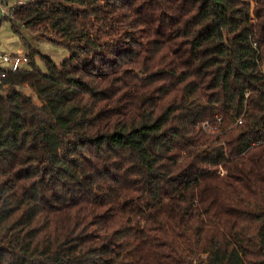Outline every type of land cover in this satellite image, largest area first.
I'll return each instance as SVG.
<instances>
[{
    "label": "trees",
    "instance_id": "16d2710c",
    "mask_svg": "<svg viewBox=\"0 0 264 264\" xmlns=\"http://www.w3.org/2000/svg\"><path fill=\"white\" fill-rule=\"evenodd\" d=\"M8 19L71 56L0 81V264H264V0Z\"/></svg>",
    "mask_w": 264,
    "mask_h": 264
},
{
    "label": "rangeland",
    "instance_id": "374dc122",
    "mask_svg": "<svg viewBox=\"0 0 264 264\" xmlns=\"http://www.w3.org/2000/svg\"><path fill=\"white\" fill-rule=\"evenodd\" d=\"M30 1V0H27ZM17 0H8L6 10L10 11L16 5ZM0 5V53L24 55L31 48L39 50L37 55L38 65L45 71L46 66L41 61V55L50 57L55 63L60 64L71 56L69 48L64 45L54 43L50 38L42 37L37 33L28 34L27 40L31 46L26 45L21 37L12 29L8 17H3ZM32 93V90L26 88Z\"/></svg>",
    "mask_w": 264,
    "mask_h": 264
},
{
    "label": "built area",
    "instance_id": "2783aa9c",
    "mask_svg": "<svg viewBox=\"0 0 264 264\" xmlns=\"http://www.w3.org/2000/svg\"><path fill=\"white\" fill-rule=\"evenodd\" d=\"M27 0H17L16 5L25 4ZM1 12L3 17H12L14 7L11 8L10 11L6 10V6L8 5V0H0ZM28 64V56L24 55H16V54H2L0 53V81L1 79L7 76L8 71H16L20 68L25 67ZM264 71V64H263ZM238 122H242V119H238Z\"/></svg>",
    "mask_w": 264,
    "mask_h": 264
}]
</instances>
